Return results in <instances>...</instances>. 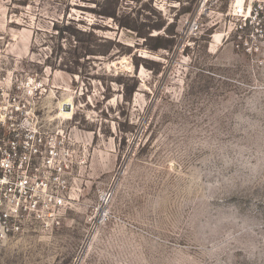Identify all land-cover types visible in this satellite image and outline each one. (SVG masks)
Here are the masks:
<instances>
[{
  "label": "rangeland",
  "instance_id": "374dc122",
  "mask_svg": "<svg viewBox=\"0 0 264 264\" xmlns=\"http://www.w3.org/2000/svg\"><path fill=\"white\" fill-rule=\"evenodd\" d=\"M203 1L0 0V119L21 108L85 161L61 227L0 244V264H264V45L239 52L229 0Z\"/></svg>",
  "mask_w": 264,
  "mask_h": 264
},
{
  "label": "built area",
  "instance_id": "2783aa9c",
  "mask_svg": "<svg viewBox=\"0 0 264 264\" xmlns=\"http://www.w3.org/2000/svg\"><path fill=\"white\" fill-rule=\"evenodd\" d=\"M208 0L203 1V7ZM230 31L236 49L261 62L264 0H229ZM198 20L190 31L200 29ZM23 114L21 108L15 110ZM14 111L0 119V244L30 231L61 227L74 201L75 143L62 132L47 135L37 124L16 120Z\"/></svg>",
  "mask_w": 264,
  "mask_h": 264
},
{
  "label": "trees",
  "instance_id": "16d2710c",
  "mask_svg": "<svg viewBox=\"0 0 264 264\" xmlns=\"http://www.w3.org/2000/svg\"><path fill=\"white\" fill-rule=\"evenodd\" d=\"M93 13H95L97 16H102V17H112L114 19H116V13L115 12H107V11H97L94 10L92 11ZM73 24H75V22H73ZM123 27L130 29L132 31H135L138 33L139 37L144 38L145 42H154L153 47H151L153 50H160V49H166V50H171L172 47V43H173V39L172 38H166L165 36L162 35H156V36H151V32L145 33L143 34L141 31V28L138 27H133L129 24H124L122 25ZM166 25L165 24H159V25H155L151 27V30L154 31H161ZM171 28L170 31L167 32V35L170 36H174L175 35V29L174 26L169 25L168 29ZM66 30L70 33V35H72L73 39L75 42L81 43L83 42V40L81 39V37L79 36V34H81L82 36H91L93 37L94 34L83 32V31H78V29H74V27L68 26L66 28ZM111 45L107 48V51H99L96 50L94 47H92L91 44H86L82 47L83 52L81 54H76L75 55V62L78 63L79 60L84 59L85 57H89V56H106L108 55L116 45H113V43H110ZM149 45V44H147ZM75 48H78L77 45H75Z\"/></svg>",
  "mask_w": 264,
  "mask_h": 264
},
{
  "label": "water",
  "instance_id": "95a60500",
  "mask_svg": "<svg viewBox=\"0 0 264 264\" xmlns=\"http://www.w3.org/2000/svg\"><path fill=\"white\" fill-rule=\"evenodd\" d=\"M63 110L68 111V110H69V107H68V106H65V107L63 108Z\"/></svg>",
  "mask_w": 264,
  "mask_h": 264
},
{
  "label": "bare ground",
  "instance_id": "6f19581e",
  "mask_svg": "<svg viewBox=\"0 0 264 264\" xmlns=\"http://www.w3.org/2000/svg\"><path fill=\"white\" fill-rule=\"evenodd\" d=\"M219 37H220V36H216V39H219ZM66 106H68V105H66ZM68 107H69V106H68Z\"/></svg>",
  "mask_w": 264,
  "mask_h": 264
}]
</instances>
